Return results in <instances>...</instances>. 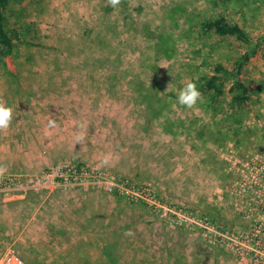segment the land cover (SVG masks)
Masks as SVG:
<instances>
[{
	"label": "rangeland",
	"instance_id": "rangeland-1",
	"mask_svg": "<svg viewBox=\"0 0 264 264\" xmlns=\"http://www.w3.org/2000/svg\"><path fill=\"white\" fill-rule=\"evenodd\" d=\"M219 13L263 33L264 0H12L8 26L27 31L0 64V102L13 109L0 179L16 178L0 184V213L12 218L0 220V254L12 245L25 264H253L210 242L198 219L220 232L249 221L227 164L264 151V46L243 70L244 105L176 101L206 62L229 67L239 48L200 31V16ZM65 165L86 171L81 184H61Z\"/></svg>",
	"mask_w": 264,
	"mask_h": 264
},
{
	"label": "built area",
	"instance_id": "built-area-1",
	"mask_svg": "<svg viewBox=\"0 0 264 264\" xmlns=\"http://www.w3.org/2000/svg\"><path fill=\"white\" fill-rule=\"evenodd\" d=\"M227 168V172L235 176L234 187L229 189V194L238 201L236 205H242L238 212L248 218L247 226L243 225L240 230L230 229L220 232L210 224L208 218L203 217L198 220L203 223L204 229H208L205 230L207 232L205 236L210 242L224 244L235 256L246 258L253 264H264V221L260 220V214H264V151L245 162L234 158L229 161ZM56 172L59 173L58 180L64 186L70 183L81 184L83 176H86V171L77 166L65 165ZM15 180V177L3 176L0 184L9 186ZM135 197L142 199L138 193ZM209 226L212 227L211 230ZM0 264L25 263L18 257L14 247L8 245L0 254Z\"/></svg>",
	"mask_w": 264,
	"mask_h": 264
},
{
	"label": "trees",
	"instance_id": "trees-1",
	"mask_svg": "<svg viewBox=\"0 0 264 264\" xmlns=\"http://www.w3.org/2000/svg\"><path fill=\"white\" fill-rule=\"evenodd\" d=\"M12 0H0V64L11 56L14 44L18 41L19 34L27 31L23 26L10 29L7 13ZM199 27L202 33H212L219 38H231L238 42L239 48L229 61V67L221 61L212 60L207 63L208 70L200 74L195 84L202 95L208 96L212 103L221 98H226L230 106H242L250 98L249 88L242 80L245 66L259 55L264 46L263 33L252 37L245 28L229 19L223 13L214 16H200ZM205 63V64H206ZM225 229L224 226H220Z\"/></svg>",
	"mask_w": 264,
	"mask_h": 264
},
{
	"label": "clouds",
	"instance_id": "clouds-1",
	"mask_svg": "<svg viewBox=\"0 0 264 264\" xmlns=\"http://www.w3.org/2000/svg\"><path fill=\"white\" fill-rule=\"evenodd\" d=\"M113 2L115 3V0ZM200 98L201 92L191 79L177 90L176 101L185 107L192 108ZM12 112L13 109L10 106L0 102V129L9 126L12 120ZM49 124L54 126L55 122L50 120Z\"/></svg>",
	"mask_w": 264,
	"mask_h": 264
},
{
	"label": "crops",
	"instance_id": "crops-1",
	"mask_svg": "<svg viewBox=\"0 0 264 264\" xmlns=\"http://www.w3.org/2000/svg\"><path fill=\"white\" fill-rule=\"evenodd\" d=\"M134 133V132H133ZM74 202H75V204H76V199H72ZM78 200L80 201L81 200V198H78ZM78 202V201H77ZM83 202V201H82ZM88 205V204H87ZM13 214L14 215H16V214H19V211H15V212H13ZM11 215V213H9V214H7L6 212H5V210H3L1 213H0V220H4L6 217H7V219L10 221V219H12V218H9V216ZM29 219H31V217L29 218ZM9 224L8 223H6L4 226H6L7 227V231H10V228L12 229L13 228V226L11 225L10 227L8 226ZM12 231V230H11Z\"/></svg>",
	"mask_w": 264,
	"mask_h": 264
}]
</instances>
